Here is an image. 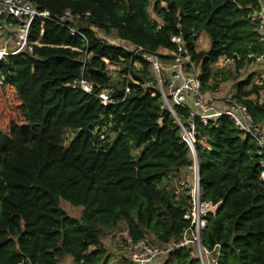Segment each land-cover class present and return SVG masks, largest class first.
Here are the masks:
<instances>
[{
    "label": "trees",
    "instance_id": "trees-1",
    "mask_svg": "<svg viewBox=\"0 0 264 264\" xmlns=\"http://www.w3.org/2000/svg\"><path fill=\"white\" fill-rule=\"evenodd\" d=\"M28 1L51 19L30 26L29 40L40 45L0 59V264L102 263L108 254L101 238L119 222L133 241L177 240L189 213L185 198H175L173 180L192 163L188 146L173 117L159 121V96L144 91L147 62L97 31L150 51L173 49L170 38L181 35L210 89L217 74L236 80L261 53L250 14L262 0ZM65 11L79 17L62 21ZM202 32L209 46L198 51ZM221 57L233 59V76L214 70ZM105 59L121 65L117 78ZM128 74L137 82L127 81ZM79 79L90 81L92 91L68 86ZM233 89L232 97L264 123V79L247 77ZM102 90L111 103L102 104ZM106 125L113 134L101 139L95 128L105 133ZM195 127L202 140L195 145L201 198L216 207L201 244L219 245L218 264H264V181L255 142L226 115L216 126L195 121ZM66 129L75 133L67 145ZM60 199L81 207L80 218L63 210ZM162 264L200 262L177 248Z\"/></svg>",
    "mask_w": 264,
    "mask_h": 264
},
{
    "label": "built area",
    "instance_id": "built-area-1",
    "mask_svg": "<svg viewBox=\"0 0 264 264\" xmlns=\"http://www.w3.org/2000/svg\"><path fill=\"white\" fill-rule=\"evenodd\" d=\"M86 12L84 16H88ZM70 11H65L61 20L78 18ZM39 19L41 23L51 19L47 9H37L28 0H0V59L22 51H32L33 45H40L39 41H30L28 34L32 22ZM251 22L257 26L261 53L255 61L264 62V4L250 14ZM70 34L75 33L74 28H69ZM193 35H197L194 33ZM108 44L124 48L139 56L147 62L150 79L144 84V91L151 95H158L161 100L162 115L168 114L174 118L179 126L180 137L186 143L192 160L191 165L179 170V178L174 181L175 198L184 197L189 213V223L184 227L179 238L170 242H157L149 237L133 241L127 231L119 242L127 253V258L132 264H162L166 255L173 249L186 248L191 255L196 257L200 264H218L219 245L207 249L201 244V236L207 224V216L215 210V206L203 200L200 194L198 162L195 145L202 140L198 139V131L195 121L204 126H216L221 115H226L240 132L243 138L250 137L256 145L259 165L261 167L260 178L264 181V123L254 121L247 107L232 94L223 98H217L213 90L203 88L200 79L199 63L194 59L187 42L181 35L170 38L174 44L173 49H158L150 51L144 47L121 39H105ZM13 45V47H11ZM251 56V55H249ZM226 62L233 59L221 57ZM139 67V63H135ZM127 81L132 79L128 74ZM71 87H80L85 92L92 91V83L85 79H79L71 84ZM125 93L130 92L126 84ZM102 104L111 103L107 92L100 91L97 94ZM176 110H175V109ZM177 108L183 111L177 112ZM24 264V263H18Z\"/></svg>",
    "mask_w": 264,
    "mask_h": 264
},
{
    "label": "rangeland",
    "instance_id": "rangeland-1",
    "mask_svg": "<svg viewBox=\"0 0 264 264\" xmlns=\"http://www.w3.org/2000/svg\"><path fill=\"white\" fill-rule=\"evenodd\" d=\"M263 1V0H262ZM97 35L99 37H104L106 40H112L114 39L111 35H105L104 33L97 31ZM117 39V38H116ZM209 46V38L206 33L202 32L197 40L196 49L198 51L207 49ZM13 47V45H11ZM105 62L108 63V60L105 59ZM221 64L223 66H221ZM108 70L111 76L117 78L119 76V71L122 68L121 65H114L108 63ZM215 69H219V67L226 68V74L228 71L232 72V76L235 74L233 72V63L232 62H226L224 59H219V62L214 66ZM224 75L217 74L216 78L211 79L208 83L212 84L211 90H214L216 92H219L220 96L226 94H232L233 93V87L234 83L239 80H243L247 77H252V81L255 83H259L262 79H264V62L260 61H253L250 63L245 64L241 70H239L237 79L233 80L230 79L228 81H222V77ZM215 81V82H214ZM264 94L263 92H260V98L263 99ZM253 98V97H252ZM175 109V108H174ZM176 110V109H175ZM107 126V127H106ZM104 126L103 128H100L104 130L105 133L102 131H98L97 127L95 128V132L100 134L101 139H105L107 136H112L113 132H111L108 125ZM75 133L70 130L66 129L64 131V144H69V141L74 137ZM171 184V183H170ZM174 184V181H173ZM60 206L65 210L69 215L75 218H80L81 216V207L73 206L69 202H67L64 199H60ZM125 225L123 222H119L118 225L115 228L105 230V234L101 238V243L108 254V259L104 262H100L99 264H132L129 259L127 258V253L123 247L119 245V242L123 239L125 236ZM149 237V236H148ZM153 239V237H149ZM154 240V239H153ZM70 260L69 258L63 259L59 264H69Z\"/></svg>",
    "mask_w": 264,
    "mask_h": 264
},
{
    "label": "crops",
    "instance_id": "crops-1",
    "mask_svg": "<svg viewBox=\"0 0 264 264\" xmlns=\"http://www.w3.org/2000/svg\"><path fill=\"white\" fill-rule=\"evenodd\" d=\"M262 4H264V0L262 1ZM114 39H116V38H114ZM117 39H120V38H117ZM122 40V39H121ZM124 42L125 43H127V42H129V41H127V40H124ZM129 43H131V42H129ZM132 44V43H131ZM161 49H165V48H160V50ZM219 62V61H218ZM221 66H223L222 64H221ZM214 91V90H213ZM213 94L217 97V98H223L224 96H226V95H228V94H226V95H223L222 97L219 95L220 93L219 92H216V91H214L213 92Z\"/></svg>",
    "mask_w": 264,
    "mask_h": 264
},
{
    "label": "water",
    "instance_id": "water-1",
    "mask_svg": "<svg viewBox=\"0 0 264 264\" xmlns=\"http://www.w3.org/2000/svg\"><path fill=\"white\" fill-rule=\"evenodd\" d=\"M169 1H171V0H169Z\"/></svg>",
    "mask_w": 264,
    "mask_h": 264
}]
</instances>
